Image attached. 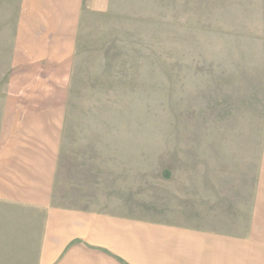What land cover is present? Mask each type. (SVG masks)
Masks as SVG:
<instances>
[{
	"label": "rangeland",
	"instance_id": "obj_1",
	"mask_svg": "<svg viewBox=\"0 0 264 264\" xmlns=\"http://www.w3.org/2000/svg\"><path fill=\"white\" fill-rule=\"evenodd\" d=\"M184 238L264 264V0H0V264Z\"/></svg>",
	"mask_w": 264,
	"mask_h": 264
},
{
	"label": "crops",
	"instance_id": "obj_2",
	"mask_svg": "<svg viewBox=\"0 0 264 264\" xmlns=\"http://www.w3.org/2000/svg\"><path fill=\"white\" fill-rule=\"evenodd\" d=\"M185 239V238H184ZM184 239H182V240H184ZM184 241H186V242H184V245H185V243L187 244V246L193 251V248L195 249V251H199V252H201V253H203V254H200V256H202V257H200L198 260H196V261H198V263L199 264H208V259H209V257H208V253L206 252V249H205V244L203 243V245L202 244H198V243H196V242H192L191 240H187V239H185ZM241 253H242V249L241 250H239L236 254H238L237 256H241ZM191 261L192 260V258H187V260L186 261Z\"/></svg>",
	"mask_w": 264,
	"mask_h": 264
}]
</instances>
